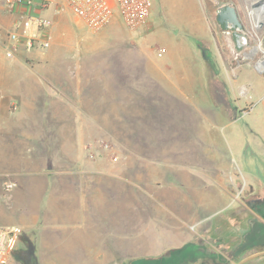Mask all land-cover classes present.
<instances>
[{
	"label": "crops",
	"instance_id": "obj_1",
	"mask_svg": "<svg viewBox=\"0 0 264 264\" xmlns=\"http://www.w3.org/2000/svg\"><path fill=\"white\" fill-rule=\"evenodd\" d=\"M6 12L0 16V31L17 18ZM59 17L56 15V23L61 28ZM62 32L65 41L67 32ZM51 36L50 47L59 40L52 28ZM3 42L0 227L17 226L22 230L8 264L156 262L162 252L181 255L198 241L205 244V255L211 256L216 247L209 240L217 242L214 235L224 222L244 239L253 240L256 228L264 232V217L253 211L255 202L245 204L239 198V185H243V191L247 190L243 198L252 196L263 201L259 195H264V144L258 141L259 137L264 140V129L258 118L252 121L255 127L250 126V146L235 148L240 165L246 169L253 166L247 176H221L223 169L219 166L214 171L206 165L204 168H210L214 175L193 178L184 164L173 165L170 171L166 162L136 155L128 160L129 154L143 150L126 145L119 146L124 159H100L99 155L90 159L85 152L87 138L111 135V122L122 119L121 110L112 106L127 104L125 90L136 88L142 68L130 67L126 59L122 64L124 54L116 52L117 56H112L120 60L96 72L93 66L74 65L78 52L69 55L63 49L21 53L5 63V38ZM214 43V50L219 52L217 41ZM51 56L59 57L60 63L55 67L58 74L54 81L45 79L44 64L27 63V59L38 62ZM217 56L225 67L220 53ZM249 57L243 63L248 68ZM154 69L163 72L159 66ZM262 69L264 66L257 71L263 74ZM251 86V90L258 88ZM239 89L248 92L246 86H239L237 93ZM262 90L258 88V92ZM216 204L221 212L213 211ZM241 212L248 218L240 222ZM160 248L165 249L160 252Z\"/></svg>",
	"mask_w": 264,
	"mask_h": 264
},
{
	"label": "rangeland",
	"instance_id": "obj_2",
	"mask_svg": "<svg viewBox=\"0 0 264 264\" xmlns=\"http://www.w3.org/2000/svg\"><path fill=\"white\" fill-rule=\"evenodd\" d=\"M251 2L153 0L146 27L130 31L116 16L108 27L96 34L89 33L64 5L52 4L43 14L52 20V32L59 40L49 51L63 49L69 55L78 52L73 58L74 65L93 66L96 72L117 60L112 56H117L116 52L120 56L124 54L122 64L126 59L130 67L142 68V74H137L136 88L125 90L127 104L112 106L116 111L121 110L122 119L111 122L110 136L87 138L86 156L90 159L97 155L100 159L101 156L108 160L124 159L125 154L119 153V146L126 145L143 150L140 154H129L128 160L136 155L146 160L166 162L170 164V171L173 165L184 164V169L193 178L200 174L212 177L214 174L209 167L204 168L206 165L212 166L214 171L219 166L220 170L223 169L221 176L233 173L239 177L247 176V170L253 166L246 169L240 165L236 145L250 146L247 141L252 138L250 126L255 118L262 121L259 126L264 129V70L261 71L263 74L257 71L259 61L264 59V24L254 27L251 8L248 7ZM228 4L236 6L244 24L245 30L238 35L247 41L241 46H235V33L216 21V10ZM55 8L59 11L55 12ZM6 13L0 0V16ZM56 15L61 18V28L56 23ZM8 29L0 31L1 43L4 38L6 40ZM62 31L67 32L65 41ZM216 41L219 52L214 50ZM159 51L161 55L157 56ZM203 52L209 55V59H204ZM250 52L252 57H249ZM219 53L225 67L220 64ZM248 57L250 68L243 64ZM4 62L9 63L10 59L6 58ZM58 62L57 56L38 62L27 59V63L33 65L44 64L42 72L50 81L56 79ZM237 62L242 65H236ZM156 66L163 72H156ZM119 84L124 89V85ZM251 84L263 89L262 92H258V88L251 90ZM239 86H246L248 92L239 89L237 93ZM98 123L106 126V122ZM258 143L264 144L263 138L259 137ZM239 188V198L245 204L255 202L253 211L264 217V195H259L263 200L260 202L252 196L243 198L247 190L243 191V185ZM212 189L215 190L210 187ZM218 204L214 205L213 211H222ZM238 217L240 222L248 218L242 212ZM229 227L230 224L224 222L222 229L219 227L220 231L214 235L217 242L209 240L216 247L211 256L205 255L206 246L198 241L181 255L175 253L171 256L170 251H164L156 262L128 264H264L263 229L256 228L258 232L253 235L254 239L249 240L232 233ZM163 249L160 248V252Z\"/></svg>",
	"mask_w": 264,
	"mask_h": 264
},
{
	"label": "built area",
	"instance_id": "obj_3",
	"mask_svg": "<svg viewBox=\"0 0 264 264\" xmlns=\"http://www.w3.org/2000/svg\"><path fill=\"white\" fill-rule=\"evenodd\" d=\"M10 14H15L6 33L4 55L16 58L20 53L45 51L52 42V20L42 12L52 4H62L92 34L101 32L118 16L130 31L148 25L153 0H1ZM55 12L59 9L55 8ZM10 186V185H9ZM7 186V187H9ZM22 230L17 226L0 227V264H8Z\"/></svg>",
	"mask_w": 264,
	"mask_h": 264
},
{
	"label": "water",
	"instance_id": "obj_4",
	"mask_svg": "<svg viewBox=\"0 0 264 264\" xmlns=\"http://www.w3.org/2000/svg\"><path fill=\"white\" fill-rule=\"evenodd\" d=\"M251 4H248V7L251 8L250 15L254 20V14L257 12L264 13V0H251ZM216 21L223 25L224 29H240L241 23L238 17V10L236 6L228 4L221 6L216 10ZM264 24L262 20H256V25L261 27ZM239 36V35H238Z\"/></svg>",
	"mask_w": 264,
	"mask_h": 264
},
{
	"label": "flooded vegetation",
	"instance_id": "obj_5",
	"mask_svg": "<svg viewBox=\"0 0 264 264\" xmlns=\"http://www.w3.org/2000/svg\"><path fill=\"white\" fill-rule=\"evenodd\" d=\"M246 2H248V0H242V3H246ZM231 4H234L233 2H231ZM235 6V5H234ZM251 14V13H250ZM238 17H239V21H240V23H241V28L240 29H237V30H235V29H231L234 33H235V38H236V43L238 44V46H241L242 44H243V42H245V41H247L246 40V38L244 37V36H242V35H239L238 36V33L240 32V33H242L244 30H245V28H244V24H243V22H242V19L240 18V15H239V13H238ZM255 20V19H254ZM253 25H254V27H256L257 25H256V21L254 22L253 21ZM223 26V25H222Z\"/></svg>",
	"mask_w": 264,
	"mask_h": 264
},
{
	"label": "bare ground",
	"instance_id": "obj_6",
	"mask_svg": "<svg viewBox=\"0 0 264 264\" xmlns=\"http://www.w3.org/2000/svg\"><path fill=\"white\" fill-rule=\"evenodd\" d=\"M261 13H262V12H257V13L254 14V16H255V17H254L255 21L260 19V20H262V21L264 22V13H263V15H262ZM255 21H254V22H255ZM259 63H260V66H264V61H261V62H259Z\"/></svg>",
	"mask_w": 264,
	"mask_h": 264
},
{
	"label": "trees",
	"instance_id": "obj_7",
	"mask_svg": "<svg viewBox=\"0 0 264 264\" xmlns=\"http://www.w3.org/2000/svg\"><path fill=\"white\" fill-rule=\"evenodd\" d=\"M202 54H203L204 59L206 60L209 59V55L206 52H203Z\"/></svg>",
	"mask_w": 264,
	"mask_h": 264
}]
</instances>
